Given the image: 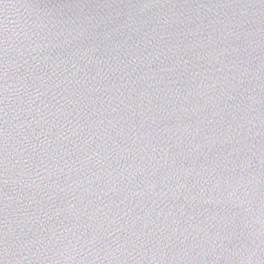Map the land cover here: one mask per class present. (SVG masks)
<instances>
[{
  "label": "water",
  "instance_id": "95a60500",
  "mask_svg": "<svg viewBox=\"0 0 264 264\" xmlns=\"http://www.w3.org/2000/svg\"><path fill=\"white\" fill-rule=\"evenodd\" d=\"M0 264H264V0H0Z\"/></svg>",
  "mask_w": 264,
  "mask_h": 264
}]
</instances>
